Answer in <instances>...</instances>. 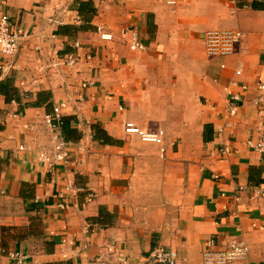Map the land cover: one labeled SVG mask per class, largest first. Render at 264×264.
I'll use <instances>...</instances> for the list:
<instances>
[{"label": "crops", "instance_id": "obj_1", "mask_svg": "<svg viewBox=\"0 0 264 264\" xmlns=\"http://www.w3.org/2000/svg\"><path fill=\"white\" fill-rule=\"evenodd\" d=\"M3 16L24 36L0 60V264H154L157 247L203 264L230 239L249 246L230 264H264V0H0ZM213 29L243 33L233 54L207 56Z\"/></svg>", "mask_w": 264, "mask_h": 264}, {"label": "built area", "instance_id": "obj_2", "mask_svg": "<svg viewBox=\"0 0 264 264\" xmlns=\"http://www.w3.org/2000/svg\"><path fill=\"white\" fill-rule=\"evenodd\" d=\"M23 34L18 31L11 24L8 16H3L0 19V60L3 58H11L15 56L20 47V41L23 38ZM243 33L236 29H213L208 30L204 34L205 50L208 57H225L234 53L236 46L241 41ZM136 45L143 49L142 43L137 42ZM75 57L70 55L63 59L62 63H75ZM0 68L4 71L7 69L5 63L1 64ZM237 74L241 73V70L236 71ZM260 90H264V83H259ZM240 97L238 95H232L229 103V115L231 117L236 115L238 103ZM47 123L52 127L53 130L60 131L63 124V116L61 114L60 107L57 106L54 109L53 114L46 116ZM126 130L128 132H140L137 127L133 124L128 123ZM57 136H60L57 135ZM157 143L162 144V140L155 137L154 139ZM61 145H63L61 143ZM252 146L260 151L264 152V131L258 141ZM223 155H228V147L221 149ZM67 154L64 152L60 153L59 158H65ZM72 189V188H71ZM95 198V193L90 192L87 194V201L91 202ZM249 256V246L240 240L230 239L224 244L216 245L204 251L203 253V264H230L231 262L244 260ZM15 258L20 262L21 257L15 255ZM150 259L154 264H178L174 254L164 247L155 248L151 254Z\"/></svg>", "mask_w": 264, "mask_h": 264}, {"label": "trees", "instance_id": "obj_3", "mask_svg": "<svg viewBox=\"0 0 264 264\" xmlns=\"http://www.w3.org/2000/svg\"><path fill=\"white\" fill-rule=\"evenodd\" d=\"M63 124H64V119H63ZM63 124H62V126H63ZM62 126H61V127H62Z\"/></svg>", "mask_w": 264, "mask_h": 264}]
</instances>
